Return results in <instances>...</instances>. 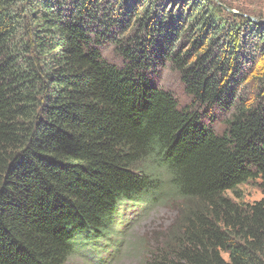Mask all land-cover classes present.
<instances>
[{"label": "trees", "instance_id": "1", "mask_svg": "<svg viewBox=\"0 0 264 264\" xmlns=\"http://www.w3.org/2000/svg\"><path fill=\"white\" fill-rule=\"evenodd\" d=\"M263 20L228 0H0V264L110 244L162 172L181 212L146 264H264V200L237 193L264 178Z\"/></svg>", "mask_w": 264, "mask_h": 264}, {"label": "rangeland", "instance_id": "2", "mask_svg": "<svg viewBox=\"0 0 264 264\" xmlns=\"http://www.w3.org/2000/svg\"><path fill=\"white\" fill-rule=\"evenodd\" d=\"M228 1L231 4L235 3L246 14H257L264 17V0ZM232 12L236 13V10H232ZM243 16L246 15L243 14ZM248 18L256 20L253 17ZM260 22L259 24H262L264 20ZM103 57L117 66L122 63L112 47H106L103 50ZM158 84L160 88L173 95L180 108L190 104L189 98L184 93L179 75L172 72L168 67L162 70ZM213 116L215 118V130L223 131L222 120L224 117H221L217 111L214 112ZM161 177L165 189L157 204L152 202L150 204L147 200L141 203H121L114 226L115 233L111 237L110 244L108 242L103 243V241L98 245L90 243L79 246L78 244L76 254L66 264H97L98 260L104 261L105 259L104 264L148 263L157 249L162 247L163 241L169 237L181 212L180 205H175L171 201L173 196H170L168 176L162 172ZM237 193L241 197L242 203L252 204L264 200V178L249 181L239 186ZM226 195L233 201H238L233 193L227 192ZM116 248L118 249L113 254V250ZM109 255H111L110 259H108Z\"/></svg>", "mask_w": 264, "mask_h": 264}, {"label": "water", "instance_id": "3", "mask_svg": "<svg viewBox=\"0 0 264 264\" xmlns=\"http://www.w3.org/2000/svg\"><path fill=\"white\" fill-rule=\"evenodd\" d=\"M213 1H215V2H217V0H213ZM226 9V8H225ZM226 10H228V9H226ZM251 19V18H250ZM252 21H254V22H257L256 20H253V19H251ZM259 23V22H258ZM261 23V22H260ZM262 23H264V22H262Z\"/></svg>", "mask_w": 264, "mask_h": 264}]
</instances>
